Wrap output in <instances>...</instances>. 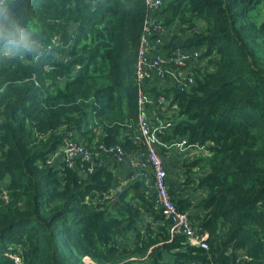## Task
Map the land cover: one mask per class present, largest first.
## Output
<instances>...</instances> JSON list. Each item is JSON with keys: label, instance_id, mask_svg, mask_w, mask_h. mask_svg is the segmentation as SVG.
<instances>
[{"label": "trees", "instance_id": "obj_1", "mask_svg": "<svg viewBox=\"0 0 264 264\" xmlns=\"http://www.w3.org/2000/svg\"><path fill=\"white\" fill-rule=\"evenodd\" d=\"M3 6L39 47L17 58L0 44V187L9 192L0 189V264H13L10 248L22 264H264V0H163L155 14L163 54L198 50L204 65L193 84L165 77L143 92L166 98L149 108L153 126L172 123L161 141L210 152L186 166L187 176L199 169L186 184L208 190L197 203L206 215H189L209 250L172 236L155 193L134 176L120 183L108 166L87 175L48 164L72 138L120 146L151 168L136 140L145 0ZM169 189L181 212L194 211Z\"/></svg>", "mask_w": 264, "mask_h": 264}, {"label": "built area", "instance_id": "obj_2", "mask_svg": "<svg viewBox=\"0 0 264 264\" xmlns=\"http://www.w3.org/2000/svg\"><path fill=\"white\" fill-rule=\"evenodd\" d=\"M95 4V1L93 2ZM0 5H4V0H0ZM149 15L144 21L143 37L141 39V47L139 51V62L137 66V79L142 88L139 94V111L140 118L138 123V136L136 140L140 144L146 146L148 152L147 159L153 171V188L156 196V203L160 206L163 215L171 220V235H184L187 242L194 247H202L205 250L210 249L207 242L206 235H199L189 213L181 212L174 204L170 195V189L167 185L168 171L165 169L163 158L161 157L158 147L163 145L159 137L161 128L171 127L172 123L167 121H158L159 126H153L151 119L153 115L149 112V108L154 105L166 107V98L160 96L158 102H154L153 97L143 92V88L151 85L154 77L165 81V77L173 79L178 82L185 80L190 84L194 83L193 74L198 69L203 68V64L199 61V51L180 50L177 53L169 54H155L154 50L160 45L164 44L163 36L154 40L153 35L159 32H164L161 23L157 22L155 14L163 7V0H145ZM181 68H186L183 70ZM192 71V72H191ZM186 140H181L175 144L177 147H185ZM114 155L116 161L120 163L126 154L122 147L115 145L97 144L86 146L75 139H66L63 146L48 160V164L52 165L55 162L63 160L69 168L80 167L82 172L89 175L94 172L96 168H102V155ZM7 187V185H6ZM3 197L9 200V192L6 188H1ZM16 248H10V252L6 256L13 262V264H22V256L18 252H14ZM83 262L86 264H97L89 257H84ZM191 264H199L193 262Z\"/></svg>", "mask_w": 264, "mask_h": 264}, {"label": "crops", "instance_id": "obj_3", "mask_svg": "<svg viewBox=\"0 0 264 264\" xmlns=\"http://www.w3.org/2000/svg\"><path fill=\"white\" fill-rule=\"evenodd\" d=\"M163 45H160L154 50L155 54H163V49L160 48ZM151 81L152 87L162 88L163 85L167 83L157 77ZM151 87V88H152ZM100 133V132H99ZM98 133V134H99ZM122 137H125V133H122ZM165 141L166 143H164ZM163 145L158 147V151L161 154V157L164 161L165 169L168 171V179L167 184L168 188H171L173 192L176 194L178 201L181 199H190L192 204L195 205L194 211L189 212L193 217L204 216L206 215V211L202 208H197V203L200 200L204 199L208 195L207 189H198L197 183H191L190 185L186 184V181L190 178V181L193 182L194 178H197L199 175V169H194L191 176H187V165L194 163L195 161H199V159L204 158L210 154L209 150L202 148H183L177 147L175 144L179 142H171L167 141L163 138ZM80 142V141H79ZM82 142V141H81ZM101 161L103 163V167H109L112 171L115 172L116 176L119 178L120 183L126 182L134 176L135 179L141 180L145 183V186L148 192H154L153 188V171L147 165H141L138 157L133 158L131 156H125L123 160L118 163L116 161V157L114 155H102ZM190 183V182H189Z\"/></svg>", "mask_w": 264, "mask_h": 264}, {"label": "clouds", "instance_id": "obj_4", "mask_svg": "<svg viewBox=\"0 0 264 264\" xmlns=\"http://www.w3.org/2000/svg\"><path fill=\"white\" fill-rule=\"evenodd\" d=\"M31 25L25 26L11 19L6 7L0 5V44L5 45L3 51L17 58H23L33 53L39 44L31 39Z\"/></svg>", "mask_w": 264, "mask_h": 264}, {"label": "rangeland", "instance_id": "obj_5", "mask_svg": "<svg viewBox=\"0 0 264 264\" xmlns=\"http://www.w3.org/2000/svg\"><path fill=\"white\" fill-rule=\"evenodd\" d=\"M259 18L263 19L264 18V10H262L260 13H259Z\"/></svg>", "mask_w": 264, "mask_h": 264}]
</instances>
